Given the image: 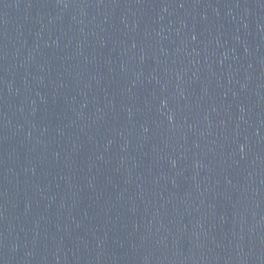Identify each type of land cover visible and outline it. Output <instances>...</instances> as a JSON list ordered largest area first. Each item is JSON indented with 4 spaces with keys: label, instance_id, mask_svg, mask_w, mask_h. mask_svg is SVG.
I'll list each match as a JSON object with an SVG mask.
<instances>
[{
    "label": "water",
    "instance_id": "95a60500",
    "mask_svg": "<svg viewBox=\"0 0 264 264\" xmlns=\"http://www.w3.org/2000/svg\"><path fill=\"white\" fill-rule=\"evenodd\" d=\"M0 264H264V0H0Z\"/></svg>",
    "mask_w": 264,
    "mask_h": 264
}]
</instances>
